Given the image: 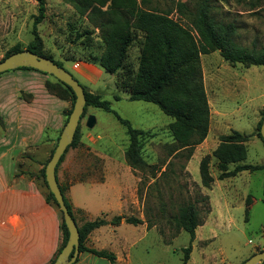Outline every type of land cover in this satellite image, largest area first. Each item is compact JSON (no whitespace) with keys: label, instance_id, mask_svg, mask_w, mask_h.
Listing matches in <instances>:
<instances>
[{"label":"rangeland","instance_id":"obj_1","mask_svg":"<svg viewBox=\"0 0 264 264\" xmlns=\"http://www.w3.org/2000/svg\"><path fill=\"white\" fill-rule=\"evenodd\" d=\"M147 1L145 7H156L169 12L172 18L190 29L196 37L198 35L194 29L192 12L199 3H209L210 13L215 21L235 25L234 38L238 44L258 50L264 47V0ZM39 4L40 0H0V60L11 47L19 44L25 48L33 38L32 30L35 16L39 13ZM44 5L46 15L37 25L45 41L44 51L60 61L88 91L102 94L104 99L110 101L112 109L129 119L134 127L148 131L142 138V155L147 163L159 169V178L155 182L151 177L152 166L144 169L130 168L124 157L125 146L129 142L127 127L113 112L101 107H87L85 116L81 118V135L83 131L89 130L104 142L124 143L125 146L121 144L120 148L112 151L121 157L123 165L119 172L128 173L129 176L128 182L121 181L122 187H127V183L131 181L132 191L136 188L138 204L132 215L142 218L150 224L148 228H151L146 229L142 225L128 222L113 227V231L109 230L108 226L103 227L107 231L105 240L112 241L110 248L120 254L121 260L117 264H182L184 248L190 244L192 251L187 264H240L247 259L257 246H262L264 203L254 204L246 214V200L249 194L258 196L262 193L260 183L264 172L246 170L233 177L217 179L212 189H207L211 199V212L206 228L191 241L189 232L178 230L170 217L187 201L197 202L201 215L206 216L207 201L202 200L198 184L186 170L188 159L171 151L174 141L168 125L173 118L152 102L128 99V92L116 82L117 74H122V70L111 74L100 66L103 75L97 82H86L73 69V62L64 59L92 62L98 66L105 48L100 29L63 0H44ZM87 30H93V33H85ZM143 38L142 32H136L127 52L125 63L133 71L138 67ZM200 60L213 115L219 112V128L209 131V140H214L216 131L227 134L238 130L250 134L247 158L244 162H263L264 143L254 134V130L257 128L259 106L264 102V66L229 63L221 56L219 50L201 54ZM92 75L93 79L98 78ZM233 81L239 90L230 92L229 83ZM116 94L121 98L116 99ZM67 98L64 117L61 121L59 119V130L66 124L69 117L66 118V113L72 107L70 97ZM89 115L96 118L93 128L86 126ZM220 134L217 133L216 138H219ZM107 150L110 148L99 147L95 150H83L80 155L75 149L69 148L65 157L85 160V163L73 160L66 165L72 181L81 180L86 171H89L91 180L105 181V172L109 170V165L102 163L96 152L103 153ZM50 151L51 148L44 159L46 164L50 159ZM215 161L211 164L213 171L217 167ZM199 162L200 153L197 152L191 160V172L194 178L200 181ZM164 169L166 172L163 173ZM109 175L110 181L107 184L110 185L107 187L90 183L75 186L77 195L87 205L92 218L103 216V213L111 210L109 207L116 201L115 188L112 187L116 176L113 173ZM125 187L123 195L128 196L129 190H125ZM66 198L68 199L67 195Z\"/></svg>","mask_w":264,"mask_h":264},{"label":"trees","instance_id":"obj_2","mask_svg":"<svg viewBox=\"0 0 264 264\" xmlns=\"http://www.w3.org/2000/svg\"><path fill=\"white\" fill-rule=\"evenodd\" d=\"M63 1L70 4L78 14L86 16L95 27L100 29L105 48L98 64L111 74L123 71L119 76L117 74L116 82L120 88L128 92V99L152 102L173 118V121L168 125L174 141L171 151L175 152V154L184 155L187 159L193 154L195 146L207 137L210 127L211 111L205 89L200 55L219 50L221 56L229 63L264 66V47L258 50L255 47L250 48L238 44L234 38L235 25L233 23L215 21L210 13V5L206 2L199 3L195 11L192 12L194 29L198 35L196 37L190 29L172 18L169 12L156 7H145L147 0ZM45 15L44 0H40L39 13L34 19L33 38L25 48H22L19 44L14 45L6 52L4 57L13 52L28 49L50 57L60 66H63L60 61L44 51V40L37 29V25L42 22ZM138 31L143 33L144 38L138 67L133 71L125 63V59ZM85 33L91 34L93 30H87ZM19 69H34L49 75L47 72L32 67L22 66ZM49 77L51 80H48L46 85L50 93L64 100L70 97L73 107L75 93L72 88L55 76L51 77L49 75ZM83 87L86 95V106L82 117L85 116L88 106L101 107L106 111L113 112L115 117L127 127L129 134V142L125 150L127 163L133 169H144L147 166L151 168L152 166L151 177L157 182L159 178L157 171L159 169L155 165L147 163L142 155V138L148 131L134 127L129 119L122 117L112 109L110 101L104 99L102 94L88 91L85 86ZM115 98L120 99L121 97L116 94ZM72 107L68 109L66 118L69 116ZM263 117L264 106L261 109V117L257 125V136L264 143L260 133ZM80 125L81 121L72 143L62 155L56 171L69 148L76 147L79 144L82 136ZM58 138L59 135L49 157H51L55 149ZM249 138L250 134H243L237 130L220 135L218 146L211 154L204 155L200 161L201 182L204 186H211L214 180L210 171L212 156L218 160L219 178L234 176L245 169L256 170L264 168V165L241 163L247 157L246 142ZM230 163L237 164L230 169ZM45 166L46 163H44L39 173L40 182L47 191V199L59 208L62 219L63 242L58 250L59 253L68 240L69 231L64 222L60 206L48 187L45 178ZM164 172H166L165 169ZM60 187L64 194L63 187ZM64 198L69 212L75 219L71 203L65 195ZM202 200H207V197L202 196ZM246 214H248V208L246 209ZM200 215L201 209L198 203L187 201L170 218L178 230L184 229L188 231L191 241H193L196 228L200 223ZM123 220L135 225L144 222L142 218L135 215H115L110 220H107L104 216H99L93 220L85 221L81 225L77 224L80 232V252L89 251L114 262L116 256L113 252L90 248L85 243L93 229L107 223L119 225ZM147 226L150 227V224L147 223ZM191 251L192 244L184 248L182 264H187Z\"/></svg>","mask_w":264,"mask_h":264},{"label":"crops","instance_id":"obj_3","mask_svg":"<svg viewBox=\"0 0 264 264\" xmlns=\"http://www.w3.org/2000/svg\"><path fill=\"white\" fill-rule=\"evenodd\" d=\"M64 60L72 61L73 69L86 82L96 83L99 77L103 75V69L92 62ZM92 74L98 78L93 79ZM49 78L48 74L37 70L19 68L8 70L0 75V264H49L57 256L63 242L62 219L59 208L47 199V191L42 186L39 177V173L44 166L46 154H48L50 148L52 150L58 135L60 136L62 131V129L59 130V119L61 121L62 117H64L66 106L64 99H60L48 90L46 83L51 80ZM229 87L230 92L239 90L234 81L229 83ZM206 93L211 111L209 131L213 128L216 130L220 125L219 112L216 110L217 113L213 115L207 89ZM263 106L264 102L259 106L257 125ZM254 131V134L257 135V128ZM217 133L220 134L219 131H216L213 141H210L207 135L201 143L197 144L186 164V170L189 171L198 184L200 193L202 196L207 197L208 212L206 216L200 215V223L196 228L195 238L198 237L199 232L203 233L210 217L211 199L207 189H212L217 179L233 177L219 178L220 171L218 167H216L215 171L211 167L213 160L215 161L213 156L210 161V171L214 177L211 186H204L201 180L195 179L192 175V158L195 157L197 152L200 153V161L204 155L211 154L220 142L219 138H216ZM241 133L247 134L245 132ZM101 139V137H96L91 131L85 130L82 133L79 144L76 147H71V149H75L81 155L83 150H95L99 147L110 148V150L103 153L96 152L102 163L109 165V170L105 172V181L97 182L91 180L89 171L82 174L81 180L72 181L71 173L66 165L73 160L85 163L82 158L65 157L57 170L59 185L63 187L65 197L66 195L68 196V201L72 205L78 225L99 216L92 218L89 215L87 205L75 191L77 184H101L107 187L110 185L107 184L110 181L109 173L115 174L116 178L113 179L112 187L115 188L116 201L112 207H109L111 210L103 213L104 215L102 214L107 220L112 219L115 215L134 214L138 204L136 188L135 191H132L130 187L131 181L127 183L129 184L127 187H125L126 185L122 187L121 181L125 180V182H128L129 176L128 173L122 174L119 172L123 165L121 157H118L116 152H112L114 149L120 148L124 143H117L116 141L107 143ZM211 142L212 145H210ZM127 145H124L125 150ZM215 163L217 165L218 160ZM241 163L250 164L244 162V160ZM236 164L230 163L229 168H234ZM257 164L264 165V161ZM246 170L250 169L241 170L236 175ZM256 170L264 172V168ZM136 181L137 178L134 179L135 183ZM260 186L262 188L261 194L258 196L249 194L247 197L246 209L248 208V211L256 203H264V176L261 179ZM124 187L125 190H129L128 196L123 195ZM113 212L115 214L112 215ZM123 222L126 221L123 220L121 223ZM146 224L144 222L139 225L144 226L146 229H151ZM119 225L107 223L93 229L85 243L90 248L113 252L116 256L114 262L92 252L82 251L74 264H117L120 262L119 252L114 248H110L109 245H112V241H110L111 239L105 240L107 231L103 229L104 226H108L109 230H112L113 227ZM261 227L262 246H257L252 254L259 248L264 247V223ZM122 250L124 253L123 247Z\"/></svg>","mask_w":264,"mask_h":264},{"label":"water","instance_id":"obj_4","mask_svg":"<svg viewBox=\"0 0 264 264\" xmlns=\"http://www.w3.org/2000/svg\"><path fill=\"white\" fill-rule=\"evenodd\" d=\"M32 67L40 71L53 74L56 78L69 85L75 93V101L68 120L64 125L57 145L45 166V178L50 191L53 193L60 209L63 213L64 222L69 231L66 244L63 246L57 257L51 264H73L79 253L80 232L76 220L69 212L65 202L64 194L61 190L57 179V165L66 151L67 147L72 143L77 127L81 121L82 114L86 106L85 89L80 81L64 66H60L52 58L38 54L28 49L13 52L0 60V73L19 67ZM96 123L94 115H89L86 119V126L93 128ZM260 133L264 139V117L260 126ZM264 248L251 254L240 264H263Z\"/></svg>","mask_w":264,"mask_h":264}]
</instances>
